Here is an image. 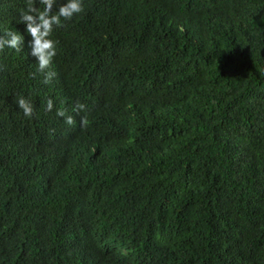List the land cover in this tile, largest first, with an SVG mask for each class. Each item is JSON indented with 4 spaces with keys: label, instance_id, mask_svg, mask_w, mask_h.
Segmentation results:
<instances>
[{
    "label": "trees",
    "instance_id": "obj_1",
    "mask_svg": "<svg viewBox=\"0 0 264 264\" xmlns=\"http://www.w3.org/2000/svg\"><path fill=\"white\" fill-rule=\"evenodd\" d=\"M26 6L0 0V264H264V0H84L49 84Z\"/></svg>",
    "mask_w": 264,
    "mask_h": 264
},
{
    "label": "clouds",
    "instance_id": "obj_2",
    "mask_svg": "<svg viewBox=\"0 0 264 264\" xmlns=\"http://www.w3.org/2000/svg\"><path fill=\"white\" fill-rule=\"evenodd\" d=\"M37 2L43 5L42 9L36 7ZM56 4L57 0H27L26 8L20 10L19 23L26 24V31L32 38L31 55L38 60L37 71L44 76L42 81L44 84L51 83L57 75L52 70L58 45V41L50 38L54 28L62 26V20H71L74 15L84 11V0H67L66 3L58 6V11L53 12ZM23 44L24 36L17 30H8L3 36H0V52L6 47L21 52ZM16 102L25 117L31 118L35 114V107L31 99L20 97ZM53 104V100L49 98L46 102V110L52 111ZM85 110L86 105L77 101L73 111L79 113ZM56 115L63 117L68 125L75 123L74 117L67 115L65 110H57ZM80 123L82 127L87 126V117H81Z\"/></svg>",
    "mask_w": 264,
    "mask_h": 264
}]
</instances>
